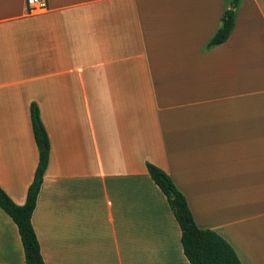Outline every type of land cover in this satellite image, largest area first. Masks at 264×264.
Returning a JSON list of instances; mask_svg holds the SVG:
<instances>
[{
	"label": "crops",
	"instance_id": "crops-1",
	"mask_svg": "<svg viewBox=\"0 0 264 264\" xmlns=\"http://www.w3.org/2000/svg\"><path fill=\"white\" fill-rule=\"evenodd\" d=\"M0 0V186L19 205L50 159L32 222L45 264H191L147 162L242 264H264V0L207 48L230 0ZM0 264H27L0 206Z\"/></svg>",
	"mask_w": 264,
	"mask_h": 264
},
{
	"label": "trees",
	"instance_id": "trees-1",
	"mask_svg": "<svg viewBox=\"0 0 264 264\" xmlns=\"http://www.w3.org/2000/svg\"><path fill=\"white\" fill-rule=\"evenodd\" d=\"M236 5L225 10L221 26L210 39L207 48L224 43L231 35L236 21ZM31 119L34 136L39 147V163L33 182L27 192V200L19 205L0 186V206L12 217L18 226L25 251L27 264H45L39 239L35 231L32 216L44 175L50 159V141L41 119L37 103L31 105ZM149 173L155 183L166 195L170 207L182 230V244L186 257L191 264H242L234 247L219 233L212 229L201 228L195 221L185 194L177 187L170 174L159 166L147 162Z\"/></svg>",
	"mask_w": 264,
	"mask_h": 264
},
{
	"label": "built area",
	"instance_id": "built-area-1",
	"mask_svg": "<svg viewBox=\"0 0 264 264\" xmlns=\"http://www.w3.org/2000/svg\"><path fill=\"white\" fill-rule=\"evenodd\" d=\"M29 13H36L48 9V0H27Z\"/></svg>",
	"mask_w": 264,
	"mask_h": 264
},
{
	"label": "water",
	"instance_id": "water-1",
	"mask_svg": "<svg viewBox=\"0 0 264 264\" xmlns=\"http://www.w3.org/2000/svg\"><path fill=\"white\" fill-rule=\"evenodd\" d=\"M239 0H232V4L236 5L238 3Z\"/></svg>",
	"mask_w": 264,
	"mask_h": 264
}]
</instances>
